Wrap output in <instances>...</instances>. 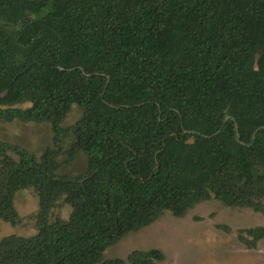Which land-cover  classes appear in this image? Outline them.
Listing matches in <instances>:
<instances>
[{
    "label": "trees",
    "instance_id": "1",
    "mask_svg": "<svg viewBox=\"0 0 264 264\" xmlns=\"http://www.w3.org/2000/svg\"><path fill=\"white\" fill-rule=\"evenodd\" d=\"M0 121L54 135L40 157L0 143V222L19 223L17 193L38 202L0 264H156L105 252L211 199L264 216V0H0ZM237 235L255 248L264 226Z\"/></svg>",
    "mask_w": 264,
    "mask_h": 264
},
{
    "label": "rangeland",
    "instance_id": "2",
    "mask_svg": "<svg viewBox=\"0 0 264 264\" xmlns=\"http://www.w3.org/2000/svg\"><path fill=\"white\" fill-rule=\"evenodd\" d=\"M29 105L18 106L21 109ZM80 117V110L73 106L67 115L63 128L73 125ZM53 131L48 123H21L0 121V143H8L27 150L40 157L44 150L52 147ZM72 137L64 139L63 150H68ZM66 154L58 157L64 162ZM86 158L79 154L68 166H62L60 173L78 175L85 169ZM15 209L19 223L15 226L0 222V241L7 236L29 237L36 233L35 215L38 202L32 191L17 193ZM55 216L68 218L70 208L59 204L53 210ZM219 226L222 227L219 229ZM264 226V216L251 209L224 206L211 199L196 204L182 218L163 213L152 225L127 234L105 252L106 259L121 258L135 250L158 249L164 260L156 264H264V241L255 248H246L239 240L238 230Z\"/></svg>",
    "mask_w": 264,
    "mask_h": 264
}]
</instances>
